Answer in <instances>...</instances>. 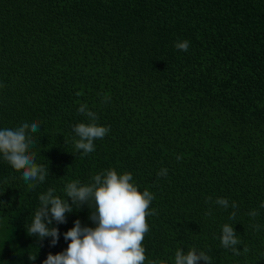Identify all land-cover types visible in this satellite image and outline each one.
I'll use <instances>...</instances> for the list:
<instances>
[{"label": "trees", "instance_id": "obj_1", "mask_svg": "<svg viewBox=\"0 0 264 264\" xmlns=\"http://www.w3.org/2000/svg\"><path fill=\"white\" fill-rule=\"evenodd\" d=\"M0 85V129L38 122L30 151L49 171L25 182L0 154V264H42L75 220L95 227L85 204L49 225L54 246L27 232L41 194L66 199L67 183L108 169L155 196L145 264L192 247L211 264H264V0H0ZM81 104L110 126L86 156ZM226 223L240 255L221 245Z\"/></svg>", "mask_w": 264, "mask_h": 264}, {"label": "clouds", "instance_id": "obj_2", "mask_svg": "<svg viewBox=\"0 0 264 264\" xmlns=\"http://www.w3.org/2000/svg\"><path fill=\"white\" fill-rule=\"evenodd\" d=\"M174 47L187 52L190 42L187 39L177 41ZM109 99L105 97L106 102ZM77 111L86 115L90 121L78 123L72 129L79 138L74 142L76 152H82L86 156L95 151L94 141L103 139L110 132V126L98 125L96 113L88 110L85 104H81ZM38 130L39 123L35 121L31 124L22 122L14 128L0 129V154L13 169L23 170L22 179L25 182H43L49 174L48 167L38 165L35 162L36 154L30 151L35 143L32 133ZM181 159V156H177L178 161ZM167 175V168H161L157 173L158 177ZM92 180L93 182L87 185H82L80 181L67 183L64 191L66 197L71 198V203L67 198L54 195V188H49L46 194L39 196L41 206L36 210L27 232L40 239L51 237L52 246L59 240L58 228L49 227L53 221L57 224L66 223V213L73 211V205L80 208L86 204L95 209L89 215L95 227L84 226L79 219L75 220L74 226L64 233V239L70 240L67 249L56 255L49 253L42 264H145L146 250L143 240L150 230L147 217L157 214L155 209L149 210L151 202L155 199L154 194L147 188L143 192L139 191V185L133 182L130 172L118 174L115 169H108L96 174ZM31 186L35 187V184ZM209 201L211 197L205 200L206 203ZM215 203L225 209L229 206L226 198H217ZM231 207L236 209L238 205L232 202ZM261 207H264V204H261ZM249 215L255 217L258 213L253 210ZM235 216L233 211L229 219H234ZM254 227L259 229L258 225ZM220 240L222 247L240 255V251L235 247L240 241L232 225H223ZM244 251H247V248ZM29 259L34 261L36 257ZM199 261L211 264V257L195 247L186 254L182 249L175 252L174 264H198ZM148 264H169V261L157 259L148 261Z\"/></svg>", "mask_w": 264, "mask_h": 264}]
</instances>
